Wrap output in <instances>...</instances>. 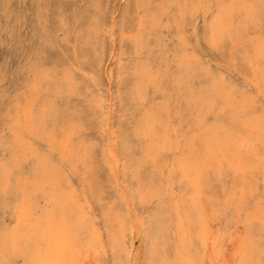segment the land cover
Masks as SVG:
<instances>
[{
  "label": "rangeland",
  "instance_id": "1",
  "mask_svg": "<svg viewBox=\"0 0 264 264\" xmlns=\"http://www.w3.org/2000/svg\"><path fill=\"white\" fill-rule=\"evenodd\" d=\"M180 1L181 0H0V160H3L8 156L9 150L6 147V143L8 144V142L11 141L13 137V131L11 129L9 116H11L12 113L15 112H17V114L21 116L23 108H26L31 112H37L44 106V104H47L48 99L52 103V107L56 108V112L60 113V124L62 121L64 122V120H66V116L68 117V115L70 116V123H74L70 126L71 128L69 127L71 130L67 128L68 126H66L63 131L59 130L58 133L56 132L53 140L57 141V139H61L59 138V136H61L63 132L66 134L68 133L67 135L68 138H70L71 143L76 142L78 145L81 142L80 144H83L85 147L87 146V150L85 152V154L87 153V155L85 160L73 159L72 162L63 160L61 163V160L59 159L60 155H58L59 152L57 151V149L52 150V148H48L49 141L47 139V135L45 134L47 131H49L51 126V121L49 120L50 118L48 116L44 115L47 117V119L49 118L48 120L46 119L47 122L45 123V129L47 130H45L46 132L44 131L45 133H42L40 135H32L31 133H27L26 131H23V133L20 132L21 134H24L23 139L30 146L39 149V151L41 150L40 152H43L44 154H51L49 155V158L51 157L52 162L54 161L57 164V162L59 161V167L61 169V172H63L62 182L66 185H69V187L76 195L78 201L81 200L79 203H84L86 201V204L84 203L81 205L87 214L89 223L91 224L92 222L91 225H94V235H96L97 240L100 239V242H94L92 246L93 249L89 248V250H87L85 254L83 253L78 256L79 259H77V262H69L68 264H124L125 261V264H150V261L148 259H150L149 251L154 227L152 213L156 212L159 206L162 205L165 207L164 209L167 212V218L171 220L173 219L172 221H175L176 212L173 209V205L175 206L177 203L179 204L180 194L189 191V189L186 188L188 186L185 185V180H183V183L182 180H179V174L177 172L178 168L177 166L175 167L177 161L183 158V153H185V147L182 146L184 139L181 134H184V136L192 135L194 132V128L196 127L194 122L197 120V128H199L204 124H207L209 122L212 123L217 119L218 121L219 119L222 120L224 118L223 115L227 117L228 114V108H220L221 105L219 101L215 102L217 103V107H214V109L210 110V112L207 111L202 113L198 109V107L194 105V98L196 93L200 89L206 88L210 78H214L215 80L221 82L222 87H224L227 92L231 93V96L233 94L232 97L233 99H235L233 101H237L236 108L238 107L239 109L241 107L243 109H240L242 114L246 112L250 113V115L254 119H257L258 121L260 120L259 122H261V124H263L264 126V0H246L247 6L250 5V8L251 5L252 7L254 6L250 10L251 12L248 11L247 13L245 12L247 8L244 9L243 7H241V5H237V8L234 7L232 10V14L230 13L231 15H228V28L222 30L221 34L217 35L216 37H212L209 33L210 31H208L210 24L216 17L217 11L215 12V9L217 10L220 6H223L225 4L227 5L229 4V2L225 3V0H219V2H221V5H217L219 4L218 0H182V4ZM214 1L216 4H214ZM223 2L225 4H223ZM186 4L187 7H189L188 9L186 7ZM173 6H176L178 10ZM253 9H255V12L253 11ZM188 11L190 14L188 13ZM187 15H190L191 17H187ZM194 16H196V18ZM189 17L190 20H188ZM209 18L212 20H209ZM100 19L102 20V22L100 21ZM170 20L171 22H169ZM192 22L194 23V25H196L195 27ZM189 23L192 25V27ZM134 24H136L137 27H135ZM180 24L182 25V27L180 26ZM205 24H207V26ZM61 25L63 28L60 29ZM97 30L100 31L98 32ZM134 33L136 35H132ZM196 33H198V36L196 35ZM183 34L186 37L182 36ZM205 34L208 36L206 37ZM138 35L140 36V40H142L143 42L140 46L136 44L135 39ZM205 40L207 43L205 42ZM180 42L186 44L187 54L192 57L194 66L193 69L187 71V75L185 76L184 81L176 84L174 82V75L178 70L177 65L174 61V57ZM96 45L98 46V48H96ZM258 47L262 48L260 49ZM96 55L98 56V58ZM99 61L100 63H98ZM223 63L225 64L223 65ZM139 64L145 65L148 68V71L156 74V81L158 82L157 84L147 82L145 91L143 90V92L138 95L133 90V84L136 79V65ZM70 65L74 69L70 68ZM75 69L79 71H76ZM38 72L41 76L39 85L35 84L36 86H33L32 90L31 85L32 83H34V79H36L35 77L37 76L36 74ZM57 72L59 75H57ZM92 72L96 77L93 76L94 74H92ZM213 72H215V74ZM65 74H68L71 79V82H69L68 84L65 81L66 79L64 78ZM215 75L216 77H214ZM88 77L89 80H87V82L85 79H87ZM96 78L100 79L98 81L100 83L96 81ZM252 80H255V82H253ZM59 82H62V85ZM63 82H65V84ZM91 82L94 84L92 85ZM77 83L80 84L78 85ZM256 84H258L259 87ZM20 86L22 91L20 89ZM148 86L150 88H148ZM76 89L79 90L77 91ZM19 90L24 93L22 94ZM47 91L50 93V95ZM28 92L31 93L29 94ZM84 92L86 93L87 98ZM178 93L182 94L184 97L182 96V98H180ZM53 94L54 96L52 98ZM92 95L95 96L96 99ZM46 97L48 98L47 100ZM62 97L65 99H63ZM109 97L111 100H109ZM17 98L19 101L17 100ZM59 98L62 99L59 100ZM52 100L54 101L52 102ZM135 100L137 101L135 102ZM246 100H248V103H246L247 105L244 103L247 102ZM186 101L190 102V107L186 105ZM20 102L24 103L21 104ZM70 102L74 104L75 107H73L74 105L72 106ZM144 104L146 105L144 106ZM109 105H111V107H109ZM159 105L161 107H165V113L162 112L161 116L167 120L169 131L171 130V138L164 142L163 147L158 149L160 152L158 150H153L147 153L146 139L142 136V134H139L137 132L136 124L137 120L144 112L152 111ZM68 109H70V111ZM61 110H63L64 112ZM77 110L79 111L78 115ZM105 110L110 113L108 114ZM68 112L71 115L67 114ZM237 114V116L241 115L239 111L237 112ZM254 116H256V118ZM193 117L194 119H192ZM72 118L76 121H74ZM79 122L80 125H83L80 126L78 124ZM223 122L229 124L231 132L234 135L239 136L240 141L242 140L243 142L244 139L246 140L243 142V144L241 143L244 146L243 148H241L244 150V152L243 150L241 152L243 155H245L244 159H246L245 162L247 167L241 173V176L237 179H235L234 174L232 175L229 170L225 171L224 169L221 172L223 173L222 175L221 173L219 174L213 172V170H215L214 168H209L207 170L208 172L204 174V176L207 177L203 176L199 181V196L203 204L204 215L206 216V218H208L205 229V232L207 233H205V240H203V243L205 244L206 241L207 244H205L204 246L202 242H198V240H195V242H198H196V244L198 245L195 246V250L196 253L199 254L196 255V257L194 256L192 260L196 261L199 264H213L214 261H216L215 264H242L241 257L245 249L244 245L246 243L248 244V239H246L249 236L248 233L251 229L257 227V223L260 219H264V144H262L264 143V128L262 125H260L262 127L258 129L259 135L252 136L251 138L250 132L252 133V135H254L253 130L251 131V129L245 127V125L242 124V126L241 124H235L234 122L233 124L229 121L228 118ZM98 124L103 127H100V125L98 126ZM170 124L173 127H171ZM231 126H233V128ZM235 126L237 129L235 128ZM77 130L79 132V135L77 134ZM176 130L178 131V133L176 132ZM187 130L189 131L187 132ZM74 131L76 133H74ZM9 132L12 135L9 134ZM5 134L8 136H6ZM114 135H116L115 138ZM79 137L81 139H79ZM255 137L256 139H254ZM78 141L80 142L78 143ZM108 142H110V144H113L111 146L114 148L113 152L110 151L113 150V148L110 149L111 147ZM174 143H176V145ZM256 143H258L257 146ZM46 144L48 147L46 146ZM143 144L145 145V147ZM245 144L246 146H248L247 148H245ZM199 149L201 151H199ZM251 149L253 152H256L252 153V151H250ZM122 150L124 152H122ZM194 150L198 152V155H201V152L202 154L204 153L201 145L195 146ZM245 151H247V154L245 153ZM257 151H263L262 155L261 152L257 153ZM249 153L251 154L248 156ZM258 154L259 156H261L260 161H258L260 159H258ZM251 156H253L254 158ZM111 159L113 160V162ZM152 160H154V162ZM247 160H249L250 163H248L249 161ZM32 162L33 158L26 155L22 160L20 167L13 169L14 171L11 169L10 180H14L16 176L17 178L28 177L27 175L30 176V172L28 171V169ZM70 163H72L74 166H71ZM158 163H162V165ZM257 163L259 164V167ZM249 164L252 165L251 168V165L249 166ZM254 164L257 165L256 168L254 167ZM260 165H262L263 168ZM72 167L74 169L71 171ZM66 168L68 170L70 169L69 172ZM169 168L172 171L169 170ZM261 169L263 172L261 171ZM84 170L86 173L84 172ZM13 172L15 175L13 174ZM20 174L22 175V177ZM168 174L171 176H169ZM215 178L216 181H214ZM204 179L205 181H203ZM241 179H243V181ZM175 180L179 183H177ZM235 180H238V186H233L234 182H236ZM154 182L155 187L159 186L160 192L159 190L154 191V189H151L152 186H149L150 183L154 185ZM167 186H171L172 191L171 187L168 188ZM232 187L235 188L232 189ZM83 189H85L86 192ZM161 189L163 192L161 191ZM175 189L177 191H175ZM201 189L203 191H201ZM239 189H241L242 191ZM232 190L233 192H231ZM230 192L232 193L231 195L229 194ZM10 194L11 193H9V190H3L2 192H0V225L10 226L12 225L11 223L14 222V216H12L14 215L12 207L14 205L12 204L14 203V198L13 195ZM118 196H120L121 199ZM37 198H39L38 200L41 201L39 202V204L44 205L42 204L44 203L42 198L40 199V197H36V199ZM152 198L154 200H152ZM86 199H89V201H87ZM86 205H90V208L85 207ZM237 205L238 208L236 207ZM129 207L130 210H128ZM219 207L221 210H219ZM104 208L106 209V211L103 212ZM233 208L235 209L233 210ZM117 210H121L120 213ZM115 211H117L116 214L118 213L117 216L116 214H114ZM257 211L260 213V215ZM107 212H109V214H107ZM92 213L94 214L92 215ZM126 214L128 215L129 219H126ZM107 216L109 217L107 218ZM228 216L231 218H229ZM7 218L9 220H7ZM134 219L136 223L134 222ZM172 221H170L171 228L169 227V237L174 240V235L171 234V230L173 232ZM109 229L113 230L110 231ZM137 229L138 232H135V230L137 231ZM209 230L211 232L208 233ZM100 231H102V233H100ZM263 231L264 228L262 229V231H260L262 236H264ZM111 233H114L116 235L119 234L118 236L123 240V244L125 247L121 251H117L112 248L111 241L110 239H108V236L109 238L111 237ZM148 233L150 235L147 237ZM221 237H224L225 239L222 238L220 240ZM262 238L263 237H257L255 240H259V243H264V241H262L264 240V238ZM129 244L131 245L129 246ZM212 244L213 246H211L212 248H210L209 245ZM145 246L149 247L146 248ZM197 246H199L198 249ZM109 247L111 248V250ZM200 247L202 248L201 250ZM130 249L133 252H131ZM202 250L206 251L203 252ZM217 251L219 253H217ZM146 252L149 253V255ZM111 253L113 255H111ZM97 255L98 257L100 256V258H98ZM121 256H123V258H121ZM13 257L4 259L0 262V264H24L22 257ZM207 257L208 260L206 259ZM124 258H126L125 261ZM110 259L111 262H109ZM5 261H7L8 263Z\"/></svg>",
  "mask_w": 264,
  "mask_h": 264
},
{
  "label": "bare ground",
  "instance_id": "2",
  "mask_svg": "<svg viewBox=\"0 0 264 264\" xmlns=\"http://www.w3.org/2000/svg\"><path fill=\"white\" fill-rule=\"evenodd\" d=\"M205 1V0H204ZM236 1V2H235ZM250 1V0H249ZM92 2V1H91ZM97 2V1H96ZM103 2V1H102ZM182 4V0L180 1ZM184 2V1H183ZM217 2V1H216ZM219 2V0H218ZM226 2H229V4H225ZM192 3V2H191ZM190 3V4H191ZM209 3V2H207ZM221 2H219V4L217 5H221ZM225 3L223 2V6H220L217 10L215 9L216 12V17L215 19L212 21V23L209 26V33L211 34L212 37H216L217 35L221 34L222 30H225L226 28H228V20H229V16L232 14V10L234 7L237 8V5H241V7H243L244 9L247 8V10H245V12L247 13L248 11L251 12L250 10L254 7L251 8L249 7L250 5L247 6L246 4V0H232V1H227L225 0ZM248 3V2H247ZM255 3V2H254ZM1 4V3H0ZM100 4V3H98ZM180 4V3H179ZM201 4V3H200ZM214 4L215 1H214ZM258 4V3H257ZM175 5V4H173ZM185 5V4H184ZM182 5V6H184ZM208 5V4H207ZM211 5V4H210ZM216 5V6H217ZM103 6V4H102ZM181 6V5H180ZM194 6V5H193ZM201 6V5H200ZM174 8H177L176 6H173ZM187 7V4H186ZM191 7V5H190ZM214 7V6H212ZM103 8V7H102ZM189 7H187L188 9ZM99 9V8H98ZM186 9V10H187ZM201 9V8H199ZM203 9V8H202ZM211 9V8H210ZM178 10V8H177ZM180 10V9H179ZM184 10V9H183ZM255 9H253L254 11ZM182 11V9H181ZM98 12V11H97ZM193 12V10H192ZM191 12V14H192ZM203 12V11H202ZM210 12V10H209ZM255 12V11H254ZM253 12V13H254ZM7 13V12H6ZM178 13V12H177ZM183 13V12H181ZM180 13V14H181ZM189 13V11H188ZM187 13V14H188ZM231 13V14H230ZM99 14V13H97ZM175 14V12H174ZM190 14V13H189ZM207 14V12H206ZM212 14V13H209ZM229 15V16H228ZM248 15V14H246ZM254 15V14H253ZM93 16V15H92ZM100 16V15H99ZM146 16V15H145ZM183 16V14H182ZM190 15H187V17ZM214 16V15H211ZM250 16V15H249ZM255 16V15H254ZM96 17V16H95ZM179 17V16H178ZM191 17V16H190ZM190 17L188 20H190ZM196 18V16H194ZM203 17V16H202ZM4 18V17H3ZM7 18V17H6ZM91 18V17H90ZM100 18V17H99ZM114 18V17H113ZM112 18V19H113ZM139 18V17H138ZM183 18V17H182ZM255 18V17H253ZM208 19V18H207ZM89 20V19H88ZM97 20V19H96ZM104 20V19H103ZM209 20H212L209 18ZM82 21V20H81ZM94 21V20H93ZM100 21L102 22V20L100 19ZM111 21V20H110ZM121 21V20H120ZM146 21V20H145ZM206 21V20H205ZM88 22V21H87ZM138 22V20H137ZM171 22V20L169 21ZM100 23V22H99ZM124 23V22H123ZM136 23V22H135ZM184 23V22H182ZM191 23V22H190ZM189 23V24H190ZM193 23V22H192ZM46 24V23H45ZM90 24V23H89ZM92 24V21H91ZM104 24V23H103ZM139 24V23H138ZM154 24V23H153ZM208 24V23H207ZM207 24H205L207 26ZM100 25V24H99ZM123 25V24H122ZM135 27L136 24H134ZM175 25V24H174ZM191 25V24H190ZM194 25V23H193ZM98 26V25H97ZM125 26V25H124ZM145 26V24H144ZM180 26L182 27V25L180 24ZM196 25H194L195 27ZM102 27V26H101ZM104 27V25H103ZM102 27V28H103ZM112 27V25H111ZM192 27V25H191ZM190 27V28H191ZM63 28L62 25L60 27V29ZM99 28V27H98ZM122 28V27H121ZM134 29V28H133ZM171 29V28H170ZM204 29V26H203ZM206 29V28H205ZM113 30V29H111ZM156 30V29H155ZM196 30V28H195ZM91 31V30H90ZM98 31V30H97ZM100 31V30H99ZM98 31V32H99ZM104 31V29H103ZM109 31V30H108ZM115 31V30H114ZM138 31V30H137ZM205 31V30H204ZM102 32V31H101ZM100 32V33H101ZM176 32V31H175ZM196 32V31H195ZM201 32V31H200ZM203 32V30H202ZM69 33V32H68ZM103 33V32H102ZM121 33V32H120ZM137 33V32H136ZM205 33V32H204ZM48 34V33H47ZM98 34V33H96ZM115 34V33H114ZM198 33H196L197 35ZM208 34V33H207ZM45 35V34H44ZM102 35V34H101ZM132 35H136L135 33ZM203 35V34H202ZM206 35V34H205ZM48 36V35H47ZM99 36V35H98ZM97 36V37H98ZM182 36H185L184 34ZM198 36V35H197ZM196 36V37H197ZM208 35H206L207 37ZM210 36V35H209ZM96 37V36H95ZM94 37V38H95ZM186 37V36H185ZM205 37V38H206ZM220 37V36H219ZM100 38V37H99ZM134 38V36H133ZM149 38V37H148ZM51 39V38H50ZM136 39V44L138 46L142 45V40H140V36L138 35ZM150 39V38H149ZM102 40V39H101ZM153 40V39H152ZM185 40V38H184ZM206 42V40H205ZM189 43V42H186ZM207 43V42H206ZM209 43V42H208ZM217 43V42H216ZM155 44V43H154ZM97 46V45H96ZM156 46V45H155ZM94 47V46H93ZM102 47V46H101ZM98 48V46L96 47ZM171 48V47H170ZM258 48H262V47H258ZM102 49V48H101ZM188 49V48H187ZM214 49V47H213ZM145 50V49H144ZM260 51V50H259ZM258 51V52H259ZM143 52V51H142ZM154 52V51H153ZM144 53V52H143ZM193 53V52H192ZM197 53V52H196ZM97 54V53H96ZM46 55V54H45ZM44 55V56H45ZM213 55V54H212ZM97 56V55H96ZM144 56V54H143ZM100 57V56H99ZM48 58V57H47ZM98 58V56H97ZM96 58V59H97ZM31 59V58H30ZM34 59V58H33ZM37 59V58H36ZM73 59V58H72ZM101 59V58H99ZM208 59V58H207ZM45 60V59H44ZM144 60V57H143ZM255 60V59H254ZM62 61V60H61ZM102 61V60H101ZM174 61L177 65V72L174 75V82L176 84L181 83L182 81H184L185 76L187 75V71H190L191 69H193V60L192 57L190 55L187 54V50H186V44H184L183 42H180L178 49L176 50L175 53V57H174ZM43 62V61H42ZM63 62V61H62ZM67 62V61H66ZM70 62V61H69ZM257 62V61H256ZM53 63V62H52ZM68 63V62H67ZM73 63V62H72ZM100 63V61L98 62ZM32 64V63H31ZM46 64V63H45ZM54 64V63H53ZM74 64V63H73ZM159 64V63H158ZM222 64V63H219ZM225 63H223L224 65ZM42 65V64H41ZM55 65V64H54ZM60 65V64H59ZM255 65V64H254ZM64 66V65H63ZM78 66V65H77ZM209 66V65H208ZM253 66V65H252ZM223 67V66H222ZM26 68V67H25ZM58 68V67H57ZM70 68L71 67L70 65ZM69 68V69H70ZM77 68V67H76ZM83 68V67H82ZM28 69V68H27ZM74 69V68H73ZM72 69V70H73ZM214 69V68H213ZM212 69V70H213ZM54 70V69H53ZM76 70V69H75ZM74 70V71H75ZM256 70V69H255ZM79 71V70H76ZM122 71V70H121ZM65 72V71H63ZM73 73V72H72ZM76 73V72H75ZM88 73V72H87ZM215 74V72H213ZM261 73V72H260ZM89 74V73H88ZM87 74V75H88ZM92 74H94L92 72ZM220 74V73H219ZM262 74V73H261ZM37 76L35 77L36 79H34V83H32V90H33V86H36L37 84L39 85V80L41 78L40 73L38 72L36 74ZM53 75V74H52ZM57 75L58 72H57ZM63 75V74H62ZM90 75V74H89ZM99 75V74H98ZM221 75V74H220ZM76 76V75H75ZM95 76V74L93 75ZM67 77V78H66ZM84 77V75H83ZM96 77V76H95ZM98 77V76H97ZM216 77V75L214 76ZM254 77V76H253ZM256 77V76H255ZM261 77V76H260ZM49 78V77H48ZM61 78V77H60ZM59 78V79H60ZM64 78L66 79L65 81L67 82V84L69 82H71L70 76L68 74L64 75ZM74 78V77H73ZM86 78V77H85ZM93 78V77H91ZM134 78V76H133ZM222 78V77H221ZM264 78V77H263ZM262 78V79H263ZM53 79V78H52ZM97 79V78H96ZM217 79V78H216ZM255 79V78H254ZM257 79V78H256ZM261 79V78H260ZM259 79V80H260ZM19 80V79H18ZM36 80V81H35ZM74 80V79H73ZM86 81L89 80V77L87 79H85ZM100 79H97L96 81L98 82ZM258 80V79H257ZM61 81V80H60ZM75 81V80H74ZM77 81V79H76ZM91 81V79H90ZM165 81V80H164ZM190 81V79H189ZM203 81V80H202ZM253 82H255V80H252ZM46 82V81H45ZM48 82V81H47ZM88 82V81H87ZM147 82H150L152 84H157L158 81H156V74L152 73L151 71H148V68L143 65V64H139L136 65V79L135 82L133 84V90L139 95L143 92V90L145 91L146 89V85ZM60 83V82H59ZM65 84V82H63ZM90 83V82H89ZM92 83V82H91ZM100 83V82H98ZM97 83V85H98ZM191 83V82H190ZM258 83V81H257ZM36 84V85H35ZM51 84V83H50ZM62 85V82L60 83ZM78 84V83H77ZM80 84V83H79ZM78 84V85H79ZM85 84V83H84ZM88 84V83H87ZM94 83H92L93 85ZM16 85V84H15ZM46 85V84H44ZM48 85V84H47ZM96 85V84H95ZM94 85V86H95ZM100 85V84H99ZM166 85V84H165ZM253 85V84H252ZM255 85V83H254ZM258 87L259 85L256 84ZM52 86V85H51ZM68 86V85H67ZM86 86V85H85ZM84 86V87H85ZM91 86V84H90ZM93 86V87H94ZM228 86V85H227ZM30 87V86H29ZM53 87V86H52ZM64 87V86H63ZM71 87V86H70ZM74 87V86H72ZM191 87V86H190ZM19 88V87H18ZM77 88V87H76ZM90 88V87H89ZM148 88H150L148 86ZM14 89V88H13ZM21 89V86H20ZM47 89V88H46ZM54 89V88H53ZM73 89V88H72ZM84 89V88H83ZM82 89V91H83ZM92 89V87H91ZM168 89V88H167ZM16 90V89H15ZM14 90V91H15ZM27 90V89H26ZM31 90V91H32ZM51 90V89H50ZM49 90V91H50ZM77 91L79 89H76ZM148 90V89H147ZM233 90V89H232ZM259 90V88H258ZM12 91V90H11ZM20 91V90H19ZM22 91V89H21ZM20 91V92H21ZM89 91V90H88ZM150 91V90H149ZM264 91V89H263ZM19 92V93H20ZM36 92V91H35ZM48 92V91H47ZM53 92V91H52ZM94 92V91H93ZM98 92V91H97ZM133 92V93H135ZM234 92V91H233ZM260 92V90H259ZM18 93V92H17ZM22 93V92H21ZM20 93V94H21ZM24 93V92H23ZM22 93V94H23ZM29 93V92H28ZM31 93V92H30ZM29 93V94H30ZM37 93V92H36ZM49 93V92H48ZM70 93V92H69ZM85 93V92H84ZM91 93V92H90ZM149 93V92H148ZM236 93V92H235ZM79 94V93H78ZM82 94V93H80ZM93 94V93H92ZM192 94V92H191ZM240 94V93H239ZM261 94V93H260ZM28 95V94H26ZM43 95V94H42ZM50 95V93H49ZM71 95V94H70ZM74 95V93H73ZM144 95V94H143ZM149 95V94H148ZM178 95L180 96V98H182V94L178 93ZM3 96V95H2ZM47 96V94H46ZM54 94L52 95L53 98ZM56 96V95H55ZM69 96V95H68ZM86 96V93H85ZM93 96V95H92ZM233 96V94H232ZM231 96V93L227 92L224 87H222L221 82L215 80L214 78H210L208 81V84L206 86V88L200 89L196 95H195V104L198 109L203 113V112H207L210 110H213L214 107H217V103H215L216 101L220 102L221 107L220 108H228V114L227 117H225L223 115V119H218L215 120L214 122H209L207 124H204L202 127L197 128L198 126V120L194 122V124L196 125V127L194 128V132L192 135L190 136H184V134H181V136L183 137V147H185V153H183V158H181L179 161H177V164L175 165V167L177 166L178 170V174H179V180H185L186 184L189 189V191H187L186 193L180 194L179 196V204L177 203L175 206L173 205V209L176 212V217H175V221H172L171 219L167 218V212L165 211V207L164 206H159L158 210L156 212H153V216H152V220H153V235H152V239H151V245H150V259H148L150 262V264H199L196 261L192 260L194 258V256L196 257V255H198L196 253L195 250V246L198 245L196 244L195 240H198V242H204L203 240H205L204 236H205V229H206V222L207 219L206 216L204 215V209H203V204L202 201L200 200V196H199V192H200V187H199V181L200 179L204 176V174H206V172H208L207 170L209 168L211 169H215L213 170V172L215 173H221L224 169L229 170L232 175L234 174L235 179L239 178L241 176V173L244 171V169H246V159H244L245 155L242 154V150L241 148H243L244 146L242 145L244 141H246L244 139V141L242 142V140L240 141L239 136L234 135L231 132V129L229 128V124L226 122H223L225 119H229L230 122H234L235 124H243L245 125V127L250 128L251 131L253 130L254 135L251 134V138L252 136L255 135H259V128L263 126V124H261V122H259L257 119H254L250 113L246 112L243 113L241 112L240 109H242L241 107L238 109V107L236 108V102H234L233 97ZM29 97V96H28ZM27 97V98H28ZM95 98V96H93ZM98 97V96H97ZM103 97V95H102ZM107 97V96H106ZM104 97V98H106ZM138 97V96H137ZM147 97V96H146ZM184 97V96H183ZM188 97V96H187ZM22 98V96H21ZM42 98V97H41ZM56 98V97H55ZM63 98V97H62ZM62 98H59L62 99ZM67 98V97H66ZM87 98V96H86ZM24 99V98H23ZM36 99V98H35ZM48 98L46 97V100ZM65 99V98H63ZM96 99V98H95ZM239 99V98H238ZM237 99V100H238ZM241 99V98H240ZM8 100V99H7ZM18 100V98H17ZM26 100V99H25ZM23 100V101H25ZM56 100V99H55ZM70 100V99H69ZM98 100V99H97ZM100 100V99H99ZM106 100V99H105ZM109 100L110 97H109ZM150 100V99H149ZM152 100V99H151ZM19 101V100H18ZM54 100H52L53 102ZM88 101V100H87ZM91 101V100H90ZM137 100H135L136 102ZM247 102H244L245 104L248 103V100H246ZM253 101V100H252ZM249 101V102H252ZM7 102V101H6ZM17 102V101H16ZM170 102V101H169ZM255 102V101H254ZM253 102V103H254ZM3 103V102H2ZM21 103V102H20ZM24 103V102H23ZM21 103V104H23ZM58 103V102H57ZM67 103V102H66ZM71 103V102H70ZM103 103V102H102ZM109 103V102H108ZM111 103V101H110ZM143 103V102H142ZM145 103V102H144ZM194 103V102H193ZM242 103V102H241ZM6 104V103H5ZM38 104V103H37ZM72 104V103H71ZM70 104V105H71ZM104 104V103H103ZM107 104V103H106ZM243 104V103H242ZM40 105V104H39ZM64 105V104H63ZM74 104H72L73 106ZM89 105V104H88ZM93 105V104H92ZM146 104H144L145 106ZM149 105V104H147ZM167 105V104H166ZM186 105L188 107L191 106L189 101H186ZM247 105V104H246ZM250 105V104H249ZM5 106V105H4ZM3 106V107H4ZM58 106V105H57ZM60 106V105H59ZM68 106V105H67ZM96 106V105H94ZM98 106V105H97ZM241 106V105H240ZM75 107V105L73 106ZM109 107H111V105H109ZM256 107V105H255ZM32 108V107H31ZM58 108V107H57ZM68 108V107H67ZM93 108V107H92ZM170 108V106H169ZM60 109V108H59ZM66 109V108H65ZM74 109V108H72ZM88 109V108H87ZM97 109V108H96ZM101 109V107H100ZM108 109V108H107ZM251 109V108H250ZM254 109V108H253ZM3 110V109H2ZM12 110V109H11ZM22 110V108H21ZM64 110V109H63ZM61 110V111H63ZM70 111V109H68ZM165 107H161L160 105L156 107V109L152 110V111H146L144 112L141 117L137 120V124H136V129L137 132L139 134H142V136L146 139V152H151L153 150H158L161 147H163L164 142H166L167 140H169L171 138L170 135V131H169V126L167 123V120L165 118H163L161 116L162 112L165 113ZM226 110V109H225ZM243 110V109H242ZM256 110V109H255ZM56 108L52 107V103L49 101L47 104H44V106L42 108H40L37 112H31L26 108H23L22 112H21V116L19 114H17V112L12 113L10 117V124H11V129L13 131V137L11 139V141L8 142V144L6 143V147L9 150V154L8 156L3 159L0 160V192H2L3 190H9V193H11L13 195L14 198V204L13 207V214L11 215L14 216V222L11 223L12 225L10 226H4V225H0V262L3 261L4 259H8L10 257H22L24 264H68L69 262H77L78 256H80L81 254H85L87 252V250H89V248L91 249L94 242L99 241L96 238V235H94L93 233V226L89 223V220L87 218V214L85 212V210L83 209L81 204L84 203H79L80 201H78L76 195L74 194L73 190L69 187V185L67 186L66 184H64L62 181V173L61 169L59 167V164L57 162V164L52 160L51 157L49 158V155L51 154H44L43 152H40L39 149L34 148L32 146H30L26 141H24L23 136L24 134L23 131H26L27 133H31L32 135H40L42 133H45L47 129H45V123L47 122L46 119L48 116L49 120L51 121V126L49 131H47L45 134L47 135V139L49 141V147L48 148H52V150H56L59 152L58 155H60V160L61 163L63 160H67L72 162L73 159H77V160H85L87 153L86 152V148L83 144H80L81 142L78 141V145L76 142L71 143L70 142V138H68V133H63L61 134V136H59V138L61 139H57L53 140L55 137V133L59 130L63 131V129L68 126L67 128H69L71 125L70 123V116L68 115V117L66 116V120H64L63 124L61 122H59V117H60V113L56 112ZM65 111V110H64ZM63 111V112H64ZM78 111V110H77ZM95 111V110H94ZM99 111V110H98ZM106 111V110H105ZM224 111V110H223ZM240 112L241 115L237 116V112ZM60 112V111H59ZM61 112V113H63ZM91 112V111H90ZM96 112V111H95ZM107 112V111H106ZM179 112V111H178ZM251 112V111H250ZM19 113V112H18ZM66 113V112H65ZM72 113V112H71ZM75 113V111H74ZM79 111L77 112L78 115ZM108 113V112H107ZM110 113V112H109ZM108 113V114H109ZM224 113V112H222ZM254 113V112H252ZM67 114H70L69 112ZM94 114V112H93ZM180 114V113H179ZM259 114V113H258ZM46 115V116H44ZM64 115V114H63ZM71 115V114H70ZM76 115V116H77ZM98 115V114H97ZM96 115V116H97ZM186 115V114H185ZM194 115V114H193ZM253 115V114H252ZM256 115V114H255ZM95 116V115H94ZM110 116V115H109ZM192 116V115H191ZM79 117V116H78ZM99 117V116H98ZM102 117V116H101ZM100 117V118H101ZM218 117V116H217ZM256 118V116H254ZM109 118V117H108ZM175 118V117H174ZM219 118V117H218ZM8 119V118H7ZM47 119V120H48ZM64 119V118H63ZM62 119V120H63ZM73 119V118H72ZM77 119V118H76ZM102 119V118H101ZM171 119V118H170ZM194 119V117L192 118ZM239 119V120H237ZM9 120V119H8ZM74 120V119H73ZM72 120V121H73ZM189 120V119H187ZM66 121V123H65ZM76 121V120H74ZM78 121V120H77ZM81 121V120H80ZM96 121V120H95ZM191 121V120H190ZM100 122V121H99ZM1 123V122H0ZM50 123V122H48ZM76 123V122H75ZM192 123V122H191ZM233 123V124H234ZM80 125V122L78 123ZM77 124V125H78ZM107 124V123H106ZM3 125V124H2ZM48 125V124H47ZM83 125V124H81ZM80 125V126H81ZM100 124H98L99 126ZM171 125V124H170ZM240 125V126H241ZM242 125V126H243ZM262 125V126H260ZM186 126V125H185ZM190 126V125H189ZM239 126V125H238ZM241 126V127H242ZM100 127H103L100 125ZM171 127H173L171 125ZM191 127V126H190ZM233 128V126H231ZM71 128V127H70ZM69 128V129H70ZM78 128V127H77ZM80 128V127H79ZM236 128V126H235ZM264 128V126H263ZM177 129V128H176ZM192 129V128H191ZM237 129V128H236ZM71 130V129H70ZM103 130V129H102ZM101 130V131H102ZM107 130V129H106ZM190 130V129H189ZM187 130V132L189 131ZM239 130V129H238ZM237 130V131H238ZM245 130V128H244ZM247 130V129H246ZM10 131V130H9ZM45 131V132H44ZM173 131V130H172ZM241 131V130H240ZM250 131V130H249ZM263 131V130H262ZM8 132V131H7ZM6 132V133H7ZM21 132V133H20ZM66 132V131H65ZM71 132V131H69ZM78 132V130H77ZM176 132L178 133V131L176 130ZM239 132V131H238ZM247 132V131H246ZM61 133V132H60ZM74 133H76L74 131ZM115 133V132H114ZM137 133V135H138ZM243 133V132H242ZM248 133V132H247ZM4 134V133H2ZM9 134H11L9 132ZM30 134V135H31ZM79 135V132L77 133ZM113 134V133H112ZM245 134V133H244ZM261 134V132H260ZM264 134V133H263ZM6 135V134H5ZM12 135V134H11ZM29 135V134H28ZM70 135V134H69ZM75 135V134H74ZM262 135V134H261ZM8 136V135H6ZM45 136V135H44ZM42 136V137H44ZM116 135H114L115 138ZM173 136V135H172ZM177 136V134H176ZM245 136V135H244ZM39 137V136H38ZM70 137V136H69ZM73 137V136H72ZM78 137V136H77ZM81 137V136H80ZM79 137V139H81ZM106 137V136H105ZM138 137V136H137ZM246 137V136H245ZM244 137V138H245ZM257 137V136H256ZM256 137L254 139H256ZM260 137V136H259ZM263 137V135H262ZM28 138V137H27ZM34 138V137H33ZM250 138V139H251ZM32 139V138H31ZM39 139V138H38ZM143 139V138H142ZM264 139V138H263ZM75 140V139H74ZM83 140V139H82ZM81 140V141H82ZM86 140V139H85ZM140 140V138H139ZM36 141V140H35ZM47 141V140H46ZM77 141V140H76ZM252 141V140H251ZM259 141V140H258ZM263 141V140H262ZM2 142V141H1ZM83 142V141H82ZM87 142V141H86ZM102 142V140H101ZM249 142V141H247ZM3 143V142H2ZM46 143V142H45ZM48 143V142H47ZM76 143V144H75ZM89 143V142H88ZM94 143V142H93ZM110 144V142H108ZM143 143V142H142ZM180 143V142H179ZM242 143V144H241ZM251 143V142H250ZM254 143V142H253ZM5 144V143H4ZM3 144V145H4ZM43 144V143H42ZM90 144V143H89ZM88 144V145H89ZM102 144V143H101ZM176 145V143H174ZM258 143H256L257 146ZM264 144V143H262ZM91 145V144H90ZM113 144H110V147ZM115 145V144H114ZM142 145V144H141ZM144 145V144H143ZM202 146L203 148V154L201 152V155H198L195 150L194 147L195 146ZM255 145V144H254ZM261 145V144H260ZM38 146V145H37ZM93 146V145H92ZM116 146V145H115ZM132 146V145H131ZM246 146V144H245ZM262 146V145H261ZM39 147V146H38ZM44 147V146H43ZM42 147V148H43ZM91 147V146H90ZM102 147V145H101ZM118 147V146H117ZM130 147V145H129ZM145 147V145H144ZM169 147V146H168ZM248 146H246L245 148H247ZM255 147V146H254ZM113 147H111L110 149H112ZM143 148V147H142ZM172 148V146H171ZM170 148V149H171ZM244 148V149H245ZM250 148V147H249ZM103 149V148H102ZM108 149V148H105ZM116 149V147H115ZM128 149V148H127ZM131 149V148H130ZM169 149V148H168ZM262 149V148H261ZM260 149V150H261ZM90 150V149H89ZM124 150V148H123ZM122 150V152H124ZM139 150V149H138ZM145 150V149H144ZM179 150V148H178ZM254 150V149H253ZM104 151V150H103ZM110 151H114L110 150ZM134 151V150H133ZM159 151V150H158ZM170 151V150H169ZM182 151V150H181ZM183 151V152H184ZM199 151H201L199 149ZM252 151V149L250 150ZM264 151V150H263ZM262 151V152H263ZM6 152V151H5ZM51 152V151H50ZM117 152V151H116ZM115 152V153H116ZM127 152V150H126ZM140 152V151H139ZM157 152V151H156ZM160 152V151H159ZM162 152V151H161ZM244 152V150H243ZM247 151H245L246 153ZM256 151H252V153H255ZM261 152V151H259ZM257 151V153H259ZM261 152V155H262ZM119 153V152H118ZM169 153V152H168ZM7 154V153H5ZM53 154V153H52ZM105 154V153H104ZM120 154V153H119ZM124 154V153H123ZM144 154V153H143ZM157 154V153H156ZM162 154V153H161ZM247 154V153H246ZM251 153L248 154V156ZM31 156L33 158V162L31 163L28 171L30 172V176L27 175L28 177H24V178H14V180H10V175H11V169H15L17 167H20L22 160L25 158V156ZM57 155V156H58ZM129 155V154H128ZM160 155V154H159ZM255 155V154H254ZM6 156V155H5ZM54 156V155H53ZM52 156V157H53ZM108 156V155H107ZM113 156V155H112ZM121 156V155H120ZM142 156V155H141ZM144 156V155H143ZM167 156V155H166ZM259 156V154H258ZM111 157V156H110ZM117 157V156H116ZM155 157V156H154ZM158 157V156H157ZM253 157V156H251ZM250 157V158H251ZM261 156L258 157V159ZM109 158V157H107ZM114 158V157H112ZM118 158V157H117ZM123 158V157H122ZM129 158V156H128ZM143 158V157H142ZM165 158V157H163ZM249 158V159H250ZM254 158V157H253ZM264 158V157H263ZM30 159V158H29ZM132 159V158H131ZM145 159V158H144ZM31 160V159H30ZM54 160V159H53ZM106 160V159H105ZM112 160V159H111ZM142 160V159H141ZM162 160V159H161ZM261 158L258 160L260 161ZM27 161V160H26ZM57 161V160H56ZM134 161V160H133ZM154 162V160H152ZM157 161V160H156ZM249 161V160H247ZM252 161V160H251ZM255 161V160H254ZM253 161V162H254ZM25 162V161H24ZM74 162V161H73ZM76 162V160H75ZM113 162V160H112ZM130 162V161H128ZM263 162V160H262ZM261 162V163H262ZM29 163V161H28ZM27 163V165H28ZM67 163V162H66ZM108 163V162H106ZM111 163V162H110ZM133 163V162H131ZM167 163V162H166ZM169 163V162H168ZM175 163V162H174ZM250 163V161L248 162ZM255 163V162H254ZM71 166H74L72 163H70ZM77 164V163H75ZM161 164L162 163H158ZM260 164V162H259ZM259 164L257 163L258 167ZM26 165V166H27ZM90 165V164H89ZM88 165V166H89ZM108 165V164H107ZM117 165V164H116ZM120 165V164H119ZM127 165V164H126ZM154 165V163H153ZM156 165V164H155ZM251 164H249L250 166ZM255 168H256V164H254ZM77 166V165H76ZM174 166V165H173ZM262 166V165H260ZM264 166V165H263ZM262 166V168H263ZM108 167V166H107ZM128 167V166H127ZM162 167V166H161ZM252 167V165L250 166V168ZM62 168V167H61ZM125 168V167H124ZM158 168V167H157ZM21 169V168H20ZM67 169V168H66ZM65 169V170H66ZM74 168H71V171ZM78 169V168H77ZM68 170V169H67ZM70 170V169H69ZM68 170V172H69ZM76 170V169H75ZM114 170V169H113ZM112 170V171H113ZM116 170V169H115ZM123 170V169H122ZM126 170V169H125ZM156 170V169H155ZM169 170H171L169 168ZM176 170V168H175ZM251 170V169H250ZM14 171V170H13ZM17 171V170H15ZM25 171V169H24ZM23 171V173H24ZM111 171V170H110ZM124 171V170H123ZM168 171V170H167ZM166 171V172H167ZM172 171V170H171ZM170 171V172H171ZM262 171V169H261ZM85 172V170H84ZM114 172V171H113ZM228 172V171H227ZM263 172V171H262ZM20 173V172H19ZM65 173V172H64ZM86 173V172H85ZM115 173V172H114ZM229 173V172H228ZM245 173V172H244ZM247 173V172H246ZM257 173V171H256ZM14 174V172H13ZM28 174V173H26ZM112 174V173H111ZM124 174V173H123ZM176 174V173H175ZM210 174V173H209ZM223 175V173H221ZM254 174V173H253ZM15 175V174H14ZM17 175V174H16ZM21 175V174H20ZM169 175V174H168ZM177 175V174H176ZM229 175V174H228ZM249 175V174H248ZM252 175V174H251ZM257 175V174H256ZM259 175V172H258ZM262 175V173H261ZM26 176V175H25ZM159 176V175H158ZM171 176V175H169ZM168 176V177H169ZM210 176V175H209ZM214 176V175H213ZM217 176V175H216ZM243 176V175H242ZM245 176V174H244ZM22 177V175H21ZM85 177V176H84ZM176 177V176H175ZM207 177V176H204ZM227 177V176H226ZM229 177V176H228ZM251 177V176H250ZM77 178V177H76ZM115 178V177H114ZM154 178V177H153ZM161 178V177H160ZM172 178V177H171ZM242 178V177H241ZM246 178V177H245ZM249 178V177H248ZM256 178V177H255ZM258 178V177H257ZM262 178V176H261ZM82 179V178H81ZM169 179V178H168ZM219 180V179H217ZM221 180V179H220ZM231 180V179H230ZM229 180V181H230ZM243 181V179H241ZM248 180V179H246ZM69 181V180H68ZM151 181V180H150ZM169 181V180H168ZM176 181V180H175ZM205 181V179L203 180ZM216 181V178L215 180ZM236 182H234L233 186L237 185L238 180H235ZM65 182V181H64ZM67 182V181H66ZM157 182V181H156ZM163 182V181H162ZM177 182V181H176ZM184 182V183H185ZM220 182V181H219ZM79 183V182H77ZM153 183V182H152ZM169 183V182H168ZM172 183V181H171ZM179 183V182H177ZM176 183V184H177ZM203 183V182H201ZM221 183V182H220ZM236 183V184H235ZM240 183V181H239ZM231 184V183H230ZM245 184V183H244ZM165 185V184H164ZM169 185V184H168ZM172 185V184H171ZM175 185V184H174ZM180 185V184H179ZM178 185V186H179ZM183 185V184H182ZM204 185V184H202ZM264 185V184H263ZM81 186V184H80ZM151 187V189H154V191H158L159 190V186L155 187V182L154 185L150 183L149 185ZM184 186V185H183ZM238 186V185H237ZM240 186V184H239ZM168 187V186H167ZM171 187V186H169ZM168 187V188H169ZM182 187V186H181ZM180 187V188H181ZM231 187V186H230ZM164 188V187H163ZM185 188V187H184ZM204 188V186H203ZM202 188V189H203ZM227 188V187H226ZM235 187H232V189H234ZM183 189V188H182ZM201 189V191H203ZM85 192L86 190L83 189ZM227 190V189H226ZM241 190V189H239ZM88 191V190H87ZM162 191V189H161ZM167 191V190H166ZM171 191H172V187H171ZM175 191H177L175 189ZM242 191V190H241ZM122 192V191H120ZM160 192V190H159ZM163 192V191H162ZM233 192V190L231 191ZM229 193L230 195L232 193ZM10 194V195H11ZM149 194V193H148ZM158 194V193H157ZM160 194V193H159ZM164 194V193H163ZM169 194V191H168ZM171 194V193H170ZM124 195V194H123ZM173 195V194H172ZM86 196V195H85ZM159 196V195H158ZM168 196V195H167ZM170 196V195H169ZM233 196V195H232ZM229 196V197H232ZM3 197V196H2ZM12 197V196H11ZM36 197H40V199L42 198L43 202L42 204L44 205H40L38 199H36ZM93 197V196H92ZM120 198V196H118ZM157 197V195H156ZM161 197V196H160ZM164 198V197H163ZM7 199V197H6ZM121 199V198H120ZM151 199V198H150ZM161 199V198H160ZM165 199V198H164ZM9 200V199H8ZM13 200V199H12ZM84 200V199H82ZM87 200V199H86ZM152 200H154L152 198ZM156 200V198H155ZM173 200V198H172ZM240 200V199H239ZM2 201V200H1ZM89 201V199L87 200ZM126 201V200H125ZM124 201V202H125ZM171 201V200H170ZM92 202V201H90ZM89 202V203H90ZM160 202V201H159ZM162 202V201H161ZM172 203V202H171ZM238 203V202H237ZM3 204V203H2ZM5 204V203H4ZM86 204V203H85ZM240 204V203H239ZM7 205V204H6ZM5 205V206H6ZM88 205V203H87ZM85 206V207H89V206ZM168 205V204H167ZM242 205V204H241ZM9 206V205H8ZM11 206V205H10ZM111 206V205H110ZM123 206V205H122ZM220 206V205H219ZM109 207V206H108ZM158 207V206H157ZM238 208V205L236 206ZM249 207V206H248ZM1 208V207H0ZM90 208V207H89ZM103 208V207H101ZM125 208V207H124ZM105 209V208H104ZM103 212L106 211V209ZM128 209V208H127ZM223 209V208H222ZM235 208H233L234 210ZM241 209V208H240ZM90 210V209H88ZM99 210V209H98ZM114 210V209H113ZM112 210V211H113ZM130 210V207L129 209ZM219 210L220 207H219ZM246 210V209H245ZM1 211V210H0ZM4 211V210H3ZM12 211V210H11ZM120 211L121 210H117ZM114 214H116V212ZM124 211V210H123ZM170 211V210H169ZM224 211V210H223ZM243 211V210H242ZM90 212V211H89ZM172 212V211H171ZM258 212V211H257ZM256 212V213H257ZM101 213V211H100ZM130 213V211H129ZM128 213V214H129ZM218 213V212H217ZM259 213V212H258ZM3 214V212H2ZM9 214V213H8ZM94 213H92L93 215ZM107 214H109V212H107ZM118 214V213H117ZM116 214V216H117ZM170 214V213H169ZM220 214V213H219ZM217 214V215H219ZM224 214V213H223ZM222 214V215H223ZM230 214V213H229ZM89 215V214H88ZM101 215V214H100ZM121 215V214H120ZM127 215V214H126ZM131 215H132V211H131ZM257 215V214H256ZM255 215V216H256ZM260 215V213H259ZM103 216V215H102ZM110 216V215H109ZM107 216V218L109 217ZM134 216V214H133ZM136 216V215H135ZM7 217V215H6ZM106 217V216H105ZM120 217V216H118ZM126 219L128 218V215L126 216ZM130 217V216H129ZM229 217V216H228ZM227 217V218H228ZM115 218V217H114ZM134 218V217H133ZM173 218V217H172ZM215 218V216H214ZM220 218V216H219ZM226 218V217H225ZM231 218V217H229ZM256 218V217H255ZM13 219V217H12ZM103 219V217H102ZM112 219V218H111ZM212 219V218H211ZM249 219V217H248ZM7 220H9L7 218ZM6 220V221H7ZM94 220V219H93ZM99 220V219H98ZM113 220V219H112ZM115 220V219H114ZM133 220V219H132ZM1 221V219H0ZM13 221V220H12ZM95 221V220H94ZM97 221V220H96ZM108 221V220H107ZM106 221V222H107ZM143 221V220H142ZM170 221H172V228H173V232L171 230V234L174 235V240L171 239V237H169V227L171 228V223ZM104 222V221H103ZM109 222V221H108ZM128 222V221H126ZM134 222L136 223L135 219ZM152 222V221H151ZM228 222V221H227ZM256 222V221H255ZM97 223V222H96ZM95 223V224H96ZM122 223V222H121ZM120 223V224H121ZM125 223V222H124ZM131 223V222H130ZM144 223V222H143ZM215 223V222H213ZM247 223V222H246ZM110 224V223H109ZM150 224V223H148ZM217 224V223H215ZM248 224V223H247ZM104 225V224H103ZM122 225V224H121ZM96 226V225H95ZM101 226V224H100ZM106 226V223H105ZM111 226V225H109ZM135 226V224H134ZM108 227V226H107ZM128 227V226H127ZM149 227V226H148ZM147 227V228H148ZM220 227V226H219ZM114 228V227H113ZM117 228V227H116ZM137 228V227H136ZM135 228V229H136ZM144 228V227H143ZM209 228V227H208ZM264 228V219H260L259 222L257 223V227H255L254 229H251L248 233V237L246 239H248V244L246 243L244 245V251H243V255L241 257V261L242 264H264V243H259V240H255L257 237H263L261 232L262 229ZM104 229V228H103ZM127 229V228H126ZM133 229V228H132ZM218 229V228H217ZM224 229V228H223ZM99 230V229H98ZM110 230V229H109ZM113 230V229H112ZM110 230V231H112ZM145 230V229H144ZM221 230V229H220ZM225 230V229H224ZM108 231V230H107ZM124 231V230H123ZM147 231V230H146ZM145 231V232H146ZM151 231V230H150ZM98 232V231H97ZM135 232H138L135 230ZM152 232V231H151ZM211 232L210 230L208 231V233ZM213 232V231H212ZM264 232V231H263ZM100 233H102V231H100ZM104 233V232H103ZM121 233V232H120ZM125 233V232H124ZM123 233V234H124ZM127 233V232H126ZM214 233V232H213ZM98 234V233H97ZM105 234V233H104ZM113 234V235H112ZM132 234V233H131ZM145 234V233H144ZM212 234V233H210ZM111 237L108 239H110L111 241V246L113 249L117 250V251H121L125 246L123 244V240L116 234L111 233L110 234ZM150 234L148 233L147 237ZM207 235V234H206ZM209 235V234H208ZM221 235V234H220ZM102 236V235H101ZM126 236V235H125ZM212 236V235H211ZM107 237V235H106ZM124 237V235H123ZM133 237V236H132ZM136 237V234H135ZM207 237V236H206ZM239 237V236H238ZM101 238V237H100ZM146 238V237H145ZM215 238V237H214ZM224 238L221 237L220 240ZM262 238V239H263ZM102 239V238H101ZM124 239V238H123ZM225 239V238H224ZM125 240V239H124ZM130 240V239H128ZM207 240V239H206ZM223 241V240H222ZM255 241V242H254ZM264 241V240H262ZM100 242V241H99ZM105 242V241H104ZM125 242V241H124ZM197 242V243H198ZM133 243V241H132ZM148 243H149V239H148ZM244 243V242H243ZM205 244L206 241H205ZM205 244L203 243V245L205 246ZM219 244V243H218ZM100 245V244H99ZM131 244H129L130 246ZM133 245V244H132ZM222 245V244H221ZM102 246V245H101ZM144 246V245H143ZM147 246V245H146ZM145 246V247H146ZM210 248H212V245H209ZM217 246V245H216ZM103 247V246H102ZM132 247V246H131ZM144 247V248H145ZM149 247V246H148ZM146 247V248H148ZM199 246H197L198 249ZM202 247V244H201ZM200 247V250L202 249ZM110 248V247H109ZM207 248V247H206ZM221 248V247H220ZM93 249V248H92ZM102 249V248H101ZM127 249V248H126ZM215 249V248H214ZM213 249V250H214ZM243 249V247H242ZM99 250V249H98ZM105 250V248H104ZM111 250V248H110ZM113 250V251H115ZM129 250V249H128ZM212 250V251H213ZM94 251V250H93ZM100 251V250H99ZM115 251V252H117ZM127 251V250H126ZM131 251V249H130ZM145 251V250H144ZM203 251V250H202ZM206 251V250H204ZM203 251V252H204ZM208 251V249H207ZM211 251V250H210ZM220 251V250H219ZM133 252V251H131ZM144 253V252H143ZM147 253V252H146ZM202 253V252H201ZM206 253V252H205ZM217 253H219L217 251ZM97 254V253H96ZM105 254V253H104ZM110 254V253H109ZM122 254V253H121ZM120 254V255H121ZM128 254V253H127ZM149 255V253H147ZM203 254V253H202ZM89 255V253H88ZM108 255V254H107ZM106 255V256H107ZM111 255H113L111 253ZM110 255V256H111ZM145 255V254H143ZM147 255V256H148ZM208 255V254H207ZM96 256V255H95ZM102 256V255H101ZM109 256V255H108ZM132 256V255H131ZM13 257V258H14ZM85 257V256H84ZM98 257V255H97ZM126 257V256H125ZM226 257V256H225ZM88 258V257H87ZM94 258V257H93ZM100 258V256L98 257ZM110 258V257H109ZM112 258V257H111ZM121 258H123V256H121ZM129 258V257H128ZM203 258V256H202ZM211 258V256H210ZM217 258V256H216ZM126 258H124L125 261ZM208 260V257L206 258ZM213 259V258H212ZM215 259V257H214ZM84 260V259H83ZM93 260V259H92ZM91 260V261H92ZM98 260V259H97ZM8 261V260H7ZM5 261V262H7ZM19 261V260H18ZM80 261V260H79ZM101 261V260H100ZM114 261V259H113ZM120 261V260H119ZM118 261V262H119ZM194 261V262H193ZM210 261V259H209ZM213 261V260H212ZM10 262V260H9ZM85 262V261H84ZM89 262V261H88ZM111 262V259L110 261ZM117 262V263H118ZM130 262V261H129ZM199 262V261H198ZM8 263V262H7ZM114 263V262H112ZM123 263V262H122ZM126 263V261H125ZM124 263V264H125ZM128 263V261H127ZM211 263V261H210ZM216 261L213 262V264H215ZM1 264H5V263H1ZM11 264V263H10ZM79 264V263H77ZM82 264V263H81ZM116 264V263H115ZM129 264V263H128ZM147 264V263H146ZM201 264V263H200Z\"/></svg>",
  "mask_w": 264,
  "mask_h": 264
}]
</instances>
